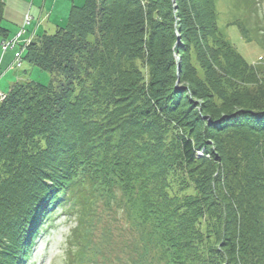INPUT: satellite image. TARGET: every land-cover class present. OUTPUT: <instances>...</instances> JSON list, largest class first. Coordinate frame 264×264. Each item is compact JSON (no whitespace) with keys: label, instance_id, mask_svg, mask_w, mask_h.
I'll return each mask as SVG.
<instances>
[{"label":"trees","instance_id":"1","mask_svg":"<svg viewBox=\"0 0 264 264\" xmlns=\"http://www.w3.org/2000/svg\"><path fill=\"white\" fill-rule=\"evenodd\" d=\"M23 61L52 79L0 106V264H27L59 205L66 264H264V60L218 0H85Z\"/></svg>","mask_w":264,"mask_h":264},{"label":"rangeland","instance_id":"2","mask_svg":"<svg viewBox=\"0 0 264 264\" xmlns=\"http://www.w3.org/2000/svg\"><path fill=\"white\" fill-rule=\"evenodd\" d=\"M259 1L256 6L263 20L256 16L247 23L245 18L248 13L243 3L239 4L237 0H218L220 27L238 51L251 63L264 60V44L257 39V33L264 38V0ZM4 2L6 16L3 25L9 30V34L5 39L0 38V89L7 93L16 81L27 79L48 84L52 75L27 61H23V67L20 69L10 68L15 54L20 47H24L25 50L23 41L29 44L30 38L35 40L45 32L54 31L58 25L64 23L72 5H82L85 0H4ZM260 25H263V28ZM24 30L25 37L20 41L22 44H19L20 42L15 39L18 38L19 32ZM260 123L264 125V118ZM68 207L59 205L53 217L45 224L43 231L36 237V245L27 264H66V237L75 224L73 212ZM107 218L105 217L104 221H107ZM121 224L122 222L112 224L113 233L120 244L131 237H136L135 232L119 229ZM123 251L119 252L122 262L128 257Z\"/></svg>","mask_w":264,"mask_h":264},{"label":"built area","instance_id":"3","mask_svg":"<svg viewBox=\"0 0 264 264\" xmlns=\"http://www.w3.org/2000/svg\"><path fill=\"white\" fill-rule=\"evenodd\" d=\"M23 34H24V31L23 32H19V35H18V38L15 39L17 42H19L20 40H22V37H23ZM21 38V39H20ZM19 40V41H18ZM29 41H31V39H29ZM28 41V42H29ZM26 42V41H25ZM16 44V43H15ZM27 44V42H26ZM11 47V46H10ZM15 64L16 66L20 67L22 65V51L18 52L17 55H16V58H15ZM7 94L5 92H3L1 89H0V103L6 98ZM198 155H203V151L202 150H199L197 151Z\"/></svg>","mask_w":264,"mask_h":264},{"label":"bare ground","instance_id":"4","mask_svg":"<svg viewBox=\"0 0 264 264\" xmlns=\"http://www.w3.org/2000/svg\"><path fill=\"white\" fill-rule=\"evenodd\" d=\"M177 62L179 63V58L177 57Z\"/></svg>","mask_w":264,"mask_h":264}]
</instances>
